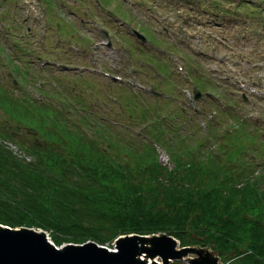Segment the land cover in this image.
<instances>
[{
  "label": "rangeland",
  "instance_id": "obj_1",
  "mask_svg": "<svg viewBox=\"0 0 264 264\" xmlns=\"http://www.w3.org/2000/svg\"><path fill=\"white\" fill-rule=\"evenodd\" d=\"M235 1L225 0L222 5L224 3L230 5ZM255 1L261 2V0ZM225 9L232 10L231 7ZM107 11L122 15L133 22L132 25L139 30H145L157 44H160V50H156L151 42L142 45L144 50L140 48L143 55L128 50V46L136 45L132 40L129 41L130 37L124 33V26H118L113 19L110 20ZM174 11L175 5L167 3V0H160L159 7H154L148 0H0V133H8L7 138H9V140L2 138L0 142L5 143L6 140L14 142L17 138L24 139L25 142L38 140L23 121H14L11 115L22 114L32 119L42 111L47 116H51L54 110L58 112L60 110L63 120L65 118L67 123L76 121V118H84L85 120L77 125L82 130L95 131L90 128L94 125L103 134L108 133L107 138L119 146L128 144L137 147L141 151V158H148L151 154L150 145L141 139L145 138L148 142L157 143L158 146L154 145L157 161L167 171L170 169V162L162 148L166 146L174 148L170 140L174 142L175 139L182 147H186L191 140H200L203 142L202 162L199 164L201 168L196 169L198 172L193 173V179L188 180V184L183 182L184 193L194 196L195 189L199 188L200 184L202 186L201 171L213 170L216 162H224L225 150H219L217 145L226 144L236 149L242 147L243 153L237 150L227 154L238 164L243 161L250 162V168H253L254 173L260 175L262 180L261 183L258 182L259 184L255 183L257 189L254 190L264 202V134L258 133V129L263 130L264 133V22L254 21L249 28H244L236 14V18L230 19L222 28L212 29V33L217 36L207 37L202 33L198 42L195 37L190 36H184L186 41H183L181 33L175 36L172 33L173 28L169 31L167 21L175 16ZM103 26L109 32L112 30L110 35L112 46L109 48H101L98 42L104 41L105 38L100 31ZM163 27L166 31H163ZM94 40L95 46H93ZM187 41L193 49L186 46ZM165 47L180 50L184 56L183 63L187 62L182 67L183 71L187 73L190 66L188 73L197 77H193L192 81L196 84L200 81L202 85L200 88H209L211 93L214 92L210 98L216 104L219 99L230 105L226 109V114L220 113L215 120L207 123L212 141L207 139V131L203 134L195 125L198 117L193 116L189 111L193 107L200 110L201 113L197 114L212 115L209 112L212 104L204 96L191 100L187 95L191 93V86L185 91L186 101H183L178 84L179 74L176 70L159 68L158 72L161 74L159 79L151 70L144 68L140 71L138 74L143 83L147 81L149 84L152 83V88L170 93L168 98L142 93L143 100L137 92H122L120 89H114L117 86L122 87V84H113L110 87L102 77L92 73L91 63L96 68L101 64L108 70L117 67V70L122 72L124 61L138 56L145 57L147 54L152 58L160 57L168 53ZM198 49L204 50L206 54H200ZM91 52V63H89ZM191 65L197 67V70L192 69ZM123 76L127 78L125 72ZM126 78L123 83H126ZM237 79L246 84L248 96L246 101L238 97ZM10 81L16 82L12 84ZM172 85L174 88H171ZM180 104L185 105V110L179 106ZM218 106L222 107L223 102ZM148 108L155 117L161 118L159 114L165 117L150 123ZM100 118H104L105 121ZM137 118L143 120L142 125H145L143 129L139 130L141 126ZM218 121L226 125L220 127ZM231 125H236L239 132L230 129L228 134L219 135L215 143L214 132H221L225 126L231 127ZM99 144L107 146L106 143L99 142ZM109 146L110 156L119 160L121 158L127 166L125 170L130 171L134 176H140L136 181L142 183L144 193L159 180V177L157 180L153 177L149 167L145 166L144 170L138 169L135 160L124 150L117 151ZM247 146L248 151L244 148ZM254 148H256L254 153L256 157L252 159L248 157V153ZM205 152L215 156V159L209 157L207 159ZM236 155L240 157L238 161ZM17 156L24 162H32L31 157L24 156L23 152L17 153ZM246 167L242 163L234 171L230 169V175L226 173L228 168L222 167L220 170H213V175L216 176V182L223 183L222 188L225 191L227 186L239 187L243 183L237 174L243 170L248 176L251 169L248 170ZM184 169L186 170L185 167ZM252 176L253 174L248 179L252 180ZM180 178L185 177L177 175V179ZM231 199L228 208H222L226 200L216 203L217 214L224 210V213H221L223 217L229 215L230 219L237 223L244 221L241 225L252 222L253 211L249 209V205L243 203L238 194H233ZM189 216L188 220L191 219ZM188 220L184 226L187 234L194 238L189 244L190 247L199 249L200 254L203 252L214 254L217 256V261L222 262L226 253L219 254V242L214 241L212 230L210 231L208 225L203 224V219H200L199 230H190ZM127 234L145 233L128 232ZM112 241L113 239L106 242L105 246L112 247ZM176 244L179 245V242ZM246 247L247 244L242 240H234L228 250L232 260L226 261L238 264L236 260L239 256H234L235 250L238 249L242 253L246 251ZM192 255L196 254L187 253L173 263L187 264L188 257Z\"/></svg>",
  "mask_w": 264,
  "mask_h": 264
},
{
  "label": "trees",
  "instance_id": "obj_2",
  "mask_svg": "<svg viewBox=\"0 0 264 264\" xmlns=\"http://www.w3.org/2000/svg\"><path fill=\"white\" fill-rule=\"evenodd\" d=\"M11 117L23 121L38 140H14L32 162L20 160L0 142V223L42 228L55 244L86 239L104 244L128 232H166L179 244H190L194 238L184 226L190 215V230H199V221L203 219V224L212 230L214 241L219 242V254L226 253L223 260L230 259L228 250L234 240H242L247 247L242 253L235 250L234 256H239L237 263L264 264V202L254 190L255 183H261L260 178L250 180L241 170L237 176L243 183L239 187L227 186L223 191L224 185L216 182L213 170L225 167L229 174L235 167L216 162L213 170L201 171L202 186L195 189L194 196L184 193L183 182L188 184L193 173L198 172L196 169L201 168L199 146L192 153L189 144L182 147L174 139L173 149L165 147L170 159L167 171L157 161L150 143H146L151 152L148 158H141V151L128 144H113L115 150H124L134 159L138 169L147 166L156 180L159 177L144 193L142 183L136 181L140 176L125 170L127 166L120 157L114 159L99 148L96 139L110 140L107 136L98 133L86 138L73 124H67L60 113L47 116L42 111L32 119L16 113ZM0 134L8 137V133ZM205 157L215 159L207 152ZM233 164L238 165L235 161ZM177 175L185 178L177 179ZM233 194L249 205L252 222L241 225L244 221L237 223L229 215L223 217L224 210L217 214L216 203L226 200L222 208H228Z\"/></svg>",
  "mask_w": 264,
  "mask_h": 264
},
{
  "label": "water",
  "instance_id": "obj_3",
  "mask_svg": "<svg viewBox=\"0 0 264 264\" xmlns=\"http://www.w3.org/2000/svg\"><path fill=\"white\" fill-rule=\"evenodd\" d=\"M126 242L131 245V252L121 258L122 252L119 251ZM112 245L113 249L108 250L89 240L82 244L66 243L56 248L43 229L9 227L0 223V264H128V261L134 264H157L156 258L165 264L168 259L179 258L190 252L199 255L188 259L192 264H215V258L208 252L200 254L199 249L188 246L176 248L175 239L163 233L150 236L118 235ZM116 248H119L118 252ZM97 253L100 260L95 262L93 257Z\"/></svg>",
  "mask_w": 264,
  "mask_h": 264
},
{
  "label": "bare ground",
  "instance_id": "obj_4",
  "mask_svg": "<svg viewBox=\"0 0 264 264\" xmlns=\"http://www.w3.org/2000/svg\"><path fill=\"white\" fill-rule=\"evenodd\" d=\"M123 245V244H122ZM130 244H129V242L127 243H124V245L122 246V249L120 248V251H119V248H118V250H117V248H116V251L118 252H122V256H121V258H125V256L127 257V255H129V252H131V250H130ZM132 248V247H131ZM131 254V253H130ZM128 258H129V256H128ZM100 260V255L97 253L96 255H94V257H93V261H95V262H97V261H99ZM125 262V261H124ZM127 262V261H126ZM129 263L128 264H134L133 263V261H128Z\"/></svg>",
  "mask_w": 264,
  "mask_h": 264
},
{
  "label": "flooded vegetation",
  "instance_id": "obj_5",
  "mask_svg": "<svg viewBox=\"0 0 264 264\" xmlns=\"http://www.w3.org/2000/svg\"><path fill=\"white\" fill-rule=\"evenodd\" d=\"M224 264H231V263H224ZM233 264V263H232Z\"/></svg>",
  "mask_w": 264,
  "mask_h": 264
}]
</instances>
